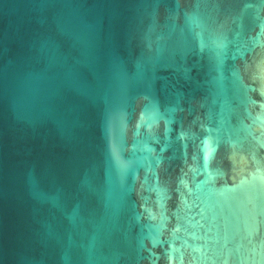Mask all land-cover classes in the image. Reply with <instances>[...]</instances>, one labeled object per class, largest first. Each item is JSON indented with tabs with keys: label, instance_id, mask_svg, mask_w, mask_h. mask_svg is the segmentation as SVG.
Listing matches in <instances>:
<instances>
[{
	"label": "water",
	"instance_id": "1",
	"mask_svg": "<svg viewBox=\"0 0 264 264\" xmlns=\"http://www.w3.org/2000/svg\"><path fill=\"white\" fill-rule=\"evenodd\" d=\"M0 264H264V0H0Z\"/></svg>",
	"mask_w": 264,
	"mask_h": 264
}]
</instances>
